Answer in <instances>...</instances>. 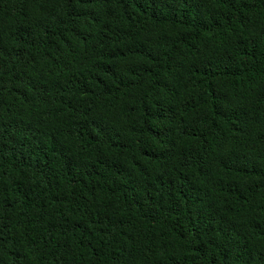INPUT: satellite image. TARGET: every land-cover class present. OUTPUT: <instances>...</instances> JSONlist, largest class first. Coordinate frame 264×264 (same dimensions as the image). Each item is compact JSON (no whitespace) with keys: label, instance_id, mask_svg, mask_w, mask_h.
Instances as JSON below:
<instances>
[{"label":"trees","instance_id":"1","mask_svg":"<svg viewBox=\"0 0 264 264\" xmlns=\"http://www.w3.org/2000/svg\"><path fill=\"white\" fill-rule=\"evenodd\" d=\"M0 264H264V0H0Z\"/></svg>","mask_w":264,"mask_h":264}]
</instances>
